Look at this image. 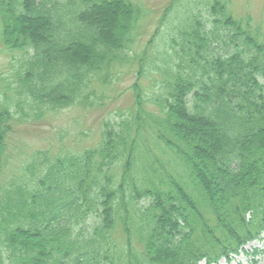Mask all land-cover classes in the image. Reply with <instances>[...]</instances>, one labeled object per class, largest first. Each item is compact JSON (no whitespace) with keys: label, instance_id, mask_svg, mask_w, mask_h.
<instances>
[{"label":"trees","instance_id":"obj_1","mask_svg":"<svg viewBox=\"0 0 264 264\" xmlns=\"http://www.w3.org/2000/svg\"><path fill=\"white\" fill-rule=\"evenodd\" d=\"M226 2L135 56L129 0H18L17 16L0 0L13 61L0 83V264H217L263 238L264 24ZM104 11L120 12L117 34ZM38 19L41 32L22 31ZM131 61L132 102L104 118L96 146L37 151L3 180L9 121L103 107L99 89Z\"/></svg>","mask_w":264,"mask_h":264},{"label":"rangeland","instance_id":"obj_2","mask_svg":"<svg viewBox=\"0 0 264 264\" xmlns=\"http://www.w3.org/2000/svg\"><path fill=\"white\" fill-rule=\"evenodd\" d=\"M17 1L14 0V11H12L15 16H17L15 13ZM129 1L137 6L138 12L137 20L128 33L129 37L125 49H128L129 55L135 56L145 46L151 51H155L157 48L160 50L162 49L161 41L176 37L177 32L191 30L194 25V15L204 22L212 3V0ZM226 3L233 15L240 17L249 14L256 21L264 24V0H228ZM118 13H115L114 16L111 13L106 16L108 12L104 11V15L102 14L103 16L99 19L101 24L109 26L115 34H117L116 30L121 21ZM25 21H20L21 24H25L22 31H29L30 26L33 25L36 27V31L41 32L46 20L39 22L40 19H38L34 23ZM157 29L159 34L154 42L149 44ZM4 47L0 40V83L3 81L1 76L11 70V62H13L8 52L4 51ZM134 65L132 61L123 64L118 69L113 86L99 89V93L104 97L103 107L75 105L51 114H44L39 118L26 119L24 122L17 116L9 121V132L5 141L4 152L8 163L3 166V180L8 179L9 175H16L21 165L23 166L22 163L29 160L30 154L33 155L37 151L47 152L49 150L50 154L55 152L76 153L96 146L101 139V123L104 118H110V113L115 114L127 108L132 102L131 87L137 79V71L134 70L135 67H132ZM99 77L102 78L101 75ZM142 82L149 84L146 79H142ZM151 84L150 81L149 85ZM0 89H3V86H0ZM253 248L261 250V253L255 258L251 254ZM246 250L250 254L243 251L239 255H233L230 261L222 259L218 264H252V262L264 264V239L250 242L246 246Z\"/></svg>","mask_w":264,"mask_h":264}]
</instances>
